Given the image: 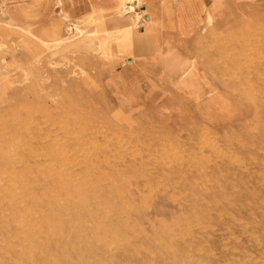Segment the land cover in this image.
Listing matches in <instances>:
<instances>
[{"label":"rangeland","instance_id":"rangeland-1","mask_svg":"<svg viewBox=\"0 0 264 264\" xmlns=\"http://www.w3.org/2000/svg\"><path fill=\"white\" fill-rule=\"evenodd\" d=\"M16 1L0 0V264H264V11L131 90L103 18L43 38L5 20Z\"/></svg>","mask_w":264,"mask_h":264},{"label":"crops","instance_id":"crops-1","mask_svg":"<svg viewBox=\"0 0 264 264\" xmlns=\"http://www.w3.org/2000/svg\"><path fill=\"white\" fill-rule=\"evenodd\" d=\"M3 11L11 25L32 27L43 38L61 20L103 18L114 37V73L138 90L160 76L182 74L201 57L203 43L222 37L239 12L264 11V0H17L3 3Z\"/></svg>","mask_w":264,"mask_h":264},{"label":"bare ground","instance_id":"bare-ground-1","mask_svg":"<svg viewBox=\"0 0 264 264\" xmlns=\"http://www.w3.org/2000/svg\"><path fill=\"white\" fill-rule=\"evenodd\" d=\"M60 42V41H59ZM193 64V63H192ZM191 65V64H190ZM184 74V73H183ZM189 81V80H188ZM214 88V87H213ZM30 138V137H29ZM37 141V140H36ZM25 148V147H24ZM221 260V259H220Z\"/></svg>","mask_w":264,"mask_h":264}]
</instances>
